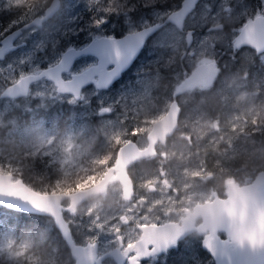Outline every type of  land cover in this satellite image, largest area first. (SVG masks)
Returning a JSON list of instances; mask_svg holds the SVG:
<instances>
[{"label": "rangeland", "instance_id": "obj_1", "mask_svg": "<svg viewBox=\"0 0 264 264\" xmlns=\"http://www.w3.org/2000/svg\"><path fill=\"white\" fill-rule=\"evenodd\" d=\"M98 1L100 0H61L60 8L51 18L41 26L25 30L17 41L19 47L11 51L7 59L0 60V156L2 138L13 140L11 147L6 149H12L16 142L25 140V156L31 153L49 155L53 162H60L58 166L63 169L66 177L83 171L86 167L89 170L87 174L97 175L105 172L109 165L116 164V148L123 142L133 140L142 147L147 145L148 132L155 118L164 113L159 111V104L155 105L154 91L159 89V82L166 79L165 86L163 81L161 87L164 91L170 79L167 73L162 74L160 71L157 57L139 58L123 79L108 89H98L94 84H89L82 90L80 99L59 92L56 85L45 78L34 82L27 96L18 99L1 96L8 85L19 80L21 73L26 75L37 65L46 68L49 63L55 62L58 54L68 45L80 48L88 44L94 35L114 36L112 29L117 23L109 17L100 29L91 25L93 14L81 19L84 10L96 8L103 0ZM49 2L50 0H0V15L4 11L2 7L8 12L26 11L30 21L44 14ZM160 7L153 10L151 18L137 22L132 21L128 11L120 10L124 17L122 27L133 31L160 20L163 28L147 44L146 55H151L155 48L171 49L172 53L179 55L187 52L180 63L190 69L204 61L222 62V76L217 85L210 88L207 100L213 107L217 106L219 118L209 117L203 120L202 115L206 111L198 105L193 108L195 122L184 114L181 128L176 134L177 139L173 138L166 144L159 145V155L154 164L137 163L129 167L135 183L132 198L125 199L123 186L116 181L109 184L106 192L94 195L82 203L74 213L64 210L75 240L81 244L98 241L102 243L104 252L119 245V236L125 244L133 242L140 231L138 225L144 221L178 220L184 216L186 208L191 209L195 203L202 202L209 196V189L201 185L205 181L201 177L206 178L208 173H212L215 179H222L223 183L231 180L242 182L250 176L243 165L244 159L239 167H234L231 161L237 159L241 152L249 153L244 134L249 123L247 117L258 114L260 107L254 100V94L244 89L246 81L241 80V77L244 78L245 75L232 70L231 62L237 56L245 65L256 56L264 57V53L257 55L255 50L248 47L233 55L232 48L246 19L253 17L252 15L264 14V0H255V3L252 0H202L186 19V26L195 30L190 47L186 45V33L167 19L172 11ZM102 15L103 12H99V17ZM218 23H222L224 27L210 29V26ZM79 39L86 40L79 42ZM60 40L62 42L59 43ZM29 53L32 54L31 58L27 55ZM22 57L28 61L24 65L20 64ZM94 62H97L95 56L85 55L76 60L73 68L79 69ZM9 64L12 66L8 67ZM182 73L183 70L173 73V80L169 83L174 85L176 80L174 90L181 83ZM201 89L208 91L205 87ZM207 96H204V101ZM141 104L147 112L139 116ZM48 110L51 111L50 116L53 111V117L44 114ZM144 116L149 117L148 122L139 120ZM61 119L64 120L62 124ZM127 119L135 123L129 126L124 121ZM25 120L28 121L27 124ZM63 125L64 129L60 130ZM99 132L105 138L101 139L105 143L104 147L101 148L103 142L99 141V150L91 154ZM261 150L264 155V147ZM11 163L7 162V165L11 166ZM25 163L23 167L27 166ZM3 164L4 159H0V168ZM241 168L243 169L239 172ZM0 172L7 173L3 170ZM97 201L99 208L94 209L92 204ZM68 204L69 201L64 207ZM127 220L131 223L126 224ZM201 243V238L191 237L183 244L180 255L174 252L159 254L145 264H176L185 252L194 259L195 264H214L210 254L196 255L199 247L202 248ZM28 246V242L16 246L12 241L0 239V260L20 264L23 257H30L25 256ZM35 262L59 264L61 257L56 255L50 260L37 259ZM62 263L74 264L75 258L70 254Z\"/></svg>", "mask_w": 264, "mask_h": 264}, {"label": "water", "instance_id": "obj_2", "mask_svg": "<svg viewBox=\"0 0 264 264\" xmlns=\"http://www.w3.org/2000/svg\"><path fill=\"white\" fill-rule=\"evenodd\" d=\"M60 1L61 0H51L43 15L34 17L30 21L24 23L21 27L16 28L10 32H19L20 34H22L23 30H27L35 26H41L44 21L51 18L60 8ZM199 1L200 0H182L180 7L173 10L168 15V21L174 24L179 29H182L184 27L185 18L190 12L194 10ZM259 16H261L262 18L258 19L257 15L253 19H249L241 27V30L234 41L236 47L239 48L241 46H250L256 49L257 52L264 51V15ZM160 26L161 23L156 22L154 24L144 26L145 28H142L137 32L127 33L123 37H115L118 41H122L121 46L125 47L126 45H133L137 42H140V32L148 28L153 29V31L149 33L147 37L143 38L142 43L137 48L135 55L131 58V60L117 73V75L107 84L106 87L98 88L95 82H93L95 86L98 89H107L116 81H118L121 78L123 72L126 71L135 61L146 39L150 35H152ZM213 28L218 29L221 27L216 26ZM10 32L5 36L9 35ZM188 40L191 41V32H188ZM91 41H89V43ZM9 52L11 51L8 50L7 47H5L4 51L0 53V58H3V56ZM79 57L75 58L73 64ZM218 72L219 68L216 67L214 62L205 61L199 63L193 69L188 78H186L182 82L181 89H188L192 86L193 81L196 79L198 81L206 83L207 85H210L214 78L218 75ZM39 80L40 79L34 81L28 80L25 83H21L19 79L15 83L8 85L1 93V96L11 98L26 96L29 94L31 85ZM53 83L56 85L57 90L61 92L60 86L55 81H53ZM83 87L84 86L82 85L81 89L78 90V95L70 92L62 93L74 94L76 98H79ZM178 114L179 108L177 107L176 102H174L169 111L154 123L151 131L148 134L149 144L147 149L139 148V146L134 141L125 143L118 150L116 164L110 167L97 183L87 188L78 189L73 192H40L26 184L21 178L14 179L11 173L0 172V204L15 211L52 217L55 226L60 231L62 238L69 247L72 257L75 258L74 264H103L102 260L106 256H114L117 264H123V259L120 258L118 249H113L106 254L98 256V245L96 242L83 245L75 241L72 235L71 227L67 219L64 217L62 211V201L65 199H69L70 205L67 207V209L74 212L77 209V206L84 202L90 195H98L104 193L107 189V186L114 181H119L123 185L124 195L127 199H129L133 193V181L127 171V165L134 160L146 157L154 153L155 144L158 141L165 142L166 138L175 130L178 123ZM114 171L115 174L113 173ZM228 185L229 190L225 199L220 198L216 193H213L212 195L214 199L212 201H207L205 203L195 205L194 211L190 213L188 218H191L193 213L200 212L204 209L207 210L204 214V223L200 225L203 233H205L202 244L203 247L213 256L215 264H263L264 249H261L259 246V236L261 234L259 213L261 206H264V172H260L256 180L249 186L239 187L233 180L229 181ZM237 188L245 190L246 192L249 191L250 188H255V199H251L250 197L247 200L243 201L238 198L234 199L230 189ZM9 192H15L16 194L9 195ZM229 208H235L238 212L244 213L242 219H237L236 228L243 230V238L246 241L249 235L255 236L256 244L251 245L250 243H246L242 252L237 249L235 252H230L229 254H218L217 256H215L213 255L212 249L213 247H215L216 242L218 241H229L230 243L228 247L230 250L237 248V245L233 238V232H235L236 229H233V232H229L228 230V225L232 222V217L229 215ZM217 209L223 210L227 219L221 225L208 228L207 218L209 215H212ZM142 229V238L135 245L130 247V249L134 247L135 249H140L143 251V254L138 255L139 258L150 256L153 252H160L167 246H171L173 240H175L176 242V239L191 232L189 231L186 222H184L181 227L176 223L167 222L162 225L144 226ZM218 231H224L227 235V238H221L218 235ZM205 241H208V245H211V247L206 245ZM147 244H154L155 249L147 253L145 251ZM130 249L126 250V253H128ZM136 258L137 257H135L131 261V264H135Z\"/></svg>", "mask_w": 264, "mask_h": 264}, {"label": "flooded vegetation", "instance_id": "obj_3", "mask_svg": "<svg viewBox=\"0 0 264 264\" xmlns=\"http://www.w3.org/2000/svg\"><path fill=\"white\" fill-rule=\"evenodd\" d=\"M51 1V0H50ZM202 0H200L198 2V4L201 2ZM254 3H255V0H252ZM50 3V2H49ZM198 4L196 5V7L198 6ZM196 7L194 8V10L196 9ZM173 11V10H172ZM153 12V11H152ZM191 13V12H190ZM189 13V14H190ZM264 13V12H263ZM188 14V15H189ZM257 15H264V14H257ZM257 15H252L253 17H250L248 19H246V21L243 23V25L249 20V19H253L254 17H256ZM188 17V16H187ZM187 17L185 18L184 20V27L182 29H178L182 32H185L186 33V45L187 47H190L194 41V33H195V30L194 29H191L189 27L186 26V19ZM156 22H160L161 23V26L152 34L150 35L143 47L141 48L137 58L135 59V61L132 63V65L126 70L123 72L121 78L117 81H121L124 77V75L129 71L131 70L134 65L136 64V62L138 61L139 58L145 56H149V57H157L156 59H158V62L157 64H159V68H160V71L162 72V74L164 73H167L169 76V81H168V85H167V88L163 91L162 90V83L164 81V86H165V80L166 79H163L159 82V89H155L154 91V97H155V105L159 104V111H162L164 112L161 116L159 115L157 118H155L156 120L153 122L152 126H151V129L154 125V123L160 119L161 117H163L168 111L169 109L171 108L172 104L174 102H176L177 104V107L179 108V114H178V123L176 125V128L175 130L171 133V135H169L167 138H166V141L165 142H162V141H158L155 146H154V153L146 156V157H143V158H139L137 160H134L132 162H130L128 165H127V171L129 173V167L133 164H143V163H147V165H151V163L154 164V160L157 158V156L159 155V145H162V144H166L169 140L171 139H177L176 137V134L179 133V130L181 128V124L183 122V116L184 114L187 115L188 119L192 120L193 122H195V115H193V108L195 105H198V106H201L202 108H204V110L206 111L205 114L202 115V119L204 120L205 118H219V112L217 111L216 107L217 106H214L212 104L209 103V101H207L209 99V92H210V88L214 87L215 85H217L218 83V80L220 79V77L222 76V73H223V69H224V65L222 62H218V61H206V62H214L216 67L219 68V72H218V75L214 78V80L212 81V83L210 85H207L206 83L202 82V81H198L197 79L193 81V84L191 87H189L188 89H181V84L182 82L188 78V76L191 74V72L193 71V69L199 64H197L195 67L193 68H189L187 66H185L183 63H180L178 62V65L179 66H175V62H170L168 60V56L170 54H174L172 53L173 50L171 49H164V48H155V50L151 53V55H146V49H147V44L149 43V41L153 38V36H155V34L159 31L162 30L163 28V22L160 21V20H155L153 23H150V24H154ZM149 24V25H150ZM23 25V24H22ZM22 25L18 26V27H13L10 31L16 29V28H19L21 27ZM148 25V24H147ZM145 25V26H147ZM242 25V26H243ZM216 26H219L221 28L224 27V25L222 23H218L216 24L215 26H210V29H215L213 27H216ZM241 26V27H242ZM125 27H115L113 28V32H114V36L113 37H123L125 36L127 33H131V32H137L139 30H141L142 28H145V27H139L137 28V30H129V29H124ZM221 28H218V29H221ZM118 29V30H117ZM25 30H23L22 34H20V37L24 34ZM188 32H191V41L188 40ZM7 33H5L6 35ZM238 35V34H237ZM18 39L15 41L16 43V47L15 49L13 50H10V51H14L16 50L18 47H19V44L17 43ZM251 48L253 50H255L256 54L257 55H260V54H263V52H257L256 49L250 47V46H241V47H236L234 42H233V48H232V51H233V55H237L242 49L244 48ZM10 52L7 53L6 55L3 56V58H0L1 59H7L8 56H9ZM186 54L187 52H184L183 54H180V58L183 59L186 57ZM85 56V55H83ZM81 56V57H83ZM81 57H79L78 59H80ZM77 59V60H78ZM205 62V61H204ZM202 63V62H201ZM231 69L232 70H235V71H238L239 74H244L245 77L242 78L241 77V80H245L246 81V85L244 86V89L246 91H250L254 94V100L258 103L260 109L257 110L258 114L256 115H248V126L246 127V132L244 133L245 134V137H246V141L249 145V153L245 152H241V154L238 155V157H242V159H244L245 163H243L244 167H246L245 169L248 170L250 172V176L247 180H242V182H236L235 183L237 184V186L239 187H242V186H249L251 185L257 178V176L259 175L260 172H264V155H262V147H264V57H259V56H256L254 57L251 62L249 63H242L239 58H237V56L234 57V60H232L231 62ZM180 65H182L180 67ZM110 68L112 67V65L109 66ZM183 70V77H182V80H181V83L179 84L178 88L176 90H174L175 88V85H176V80L174 82V85L173 83H169L171 80H173L172 76H173V73H179V71H182ZM129 76V75H128ZM125 79V78H124ZM116 82V83H117ZM115 83V84H116ZM91 84H94L93 82L90 83ZM89 85V86H90ZM88 86V85H87ZM95 86V84H94ZM86 86H84L82 88V90L85 88ZM96 87V86H95ZM201 87H205L206 90L208 91H205L203 89H201ZM97 88V87H96ZM82 90H81V94H82ZM174 90V91H173ZM74 96V94H72ZM205 95H208L205 99V101L203 100L204 99V96ZM75 97V96H74ZM76 98V97H75ZM81 98V95L79 98H76V99H80ZM156 108V107H155ZM158 109V107H157ZM139 111L141 112L139 116H141L143 114V112H147V110L145 109L144 110V105H140L139 107ZM154 111V110H153ZM263 111V112H262ZM149 112V111H148ZM151 113V112H149ZM263 113V114H262ZM66 114V112L64 113ZM205 115V117H204ZM148 119L149 117L147 116H144V117H141L139 118V120H141L142 122H148ZM39 121V120H37ZM77 121V120H76ZM127 124H129V126L132 125L135 123V121L131 120V119H127V120H124ZM150 121V120H149ZM67 122V120H66ZM197 122V120H196ZM188 127V126H186ZM64 128L60 127V130H63ZM151 131V130H150ZM149 131V132H150ZM148 132V134H149ZM99 134V137L97 140H100L102 141L101 139H105L102 135H100V132L98 133ZM243 134V133H242ZM3 140V138H2ZM130 141H133V140H129L127 142H130ZM103 142V141H102ZM125 142V143H127ZM136 142V144L139 146V148L141 149H147L148 147V144L144 147L140 146V144L137 142V141H134ZM86 143V141H85ZM84 143V144H85ZM123 142V144H125ZM104 142H103V145L101 148L104 147ZM123 144H121L120 146H122ZM120 146L116 148V154L120 148ZM100 148V149H101ZM106 149V148H104ZM99 150V144H98V141L94 143V147H92V150H91V154L95 153V151H98ZM103 150V149H102ZM244 154V155H243ZM237 157V158H238ZM241 159V161H242ZM58 164H60V162H57ZM233 162L231 161V164ZM234 166V164H232ZM113 165H109L108 167H106L105 169V172L110 168L112 167ZM213 167V166H212ZM87 168V167H86ZM243 168L239 169V172L242 170ZM244 169V170H245ZM62 172H63V169H61ZM104 172V173H105ZM220 172H222L220 170ZM3 173V172H2ZM8 173V172H7ZM103 173V174H104ZM115 173V172H113ZM224 172H222L223 174ZM12 174V173H11ZM130 174V173H129ZM13 175V174H12ZM14 176V175H13ZM131 177V175H130ZM132 178V177H131ZM202 181L205 180L203 182V184H201L202 186L204 185L205 187H207L209 189V196L204 199L202 202H197L195 203L191 209L189 208H186L185 210V215L184 216H181L180 219L178 220H165V221H161L160 219H155V220H147V221H144L143 224H139L138 225V229L140 230L139 231V234L137 236V238H135L133 240V242H128L127 244L124 243V240L122 239L121 236H119L118 240H119V245H115L113 246V248L111 249H108L106 250L105 252L102 251L103 248H102V243L98 242V241H94L97 243L98 245V256L102 255V254H106L107 252L113 250V249H118L119 250V253H120V258L123 259V264H131V261L137 257L135 259V264H145L146 262H148L149 260H151L153 257H155L156 255H161V254H165L167 252H171L170 254H173L172 252V245L171 246H167L164 250L160 251V252H153L150 256H147V257H143V258H139L138 255L140 254H143L142 250H138V249H135L134 247L130 249L131 246L135 245L142 237V234H143V227L144 226H150V225H162V224H165L167 222H173V223H176L178 224L179 226H182L183 225V221H182V217L183 218H188L190 213H192L194 211V207L195 205L197 204H201V203H205L207 201H212L214 199L213 197V193H216L217 196H219L220 198H223L225 199L227 197V192L229 190V185H228V182L226 183H223V180L222 179H215L213 174L212 173H208L207 174V177L204 178V177H201ZM207 179V180H206ZM133 180V179H132ZM234 181V180H233ZM116 182V181H114ZM112 183V182H111ZM110 183V184H111ZM134 191H135V183L133 181V193L132 195L134 194ZM175 192H178L177 190H175ZM123 195H124V191H123ZM125 197V195H124ZM132 198V196L130 197ZM129 198V199H130ZM125 199H127L125 197ZM67 202V201H66ZM64 202V203H66ZM69 205V204H68ZM67 205V206H68ZM64 206V205H63ZM66 206V208H67ZM64 207V210L66 209ZM64 212V211H63ZM65 215V214H64ZM65 218L67 219L66 215H65ZM68 220V219H67ZM69 222V221H68ZM161 222V223H160ZM131 221L127 220L126 221V224H130ZM199 223V221H198ZM70 225V224H69ZM72 230V228H71ZM222 234V235H221ZM72 235H73V232H72ZM218 235L221 237V238H227V235L224 231H218ZM191 237H199L202 239V242H203V239L205 237V235H201L197 232H189L188 234H186L185 236H182L178 239H176V243L181 245V249L183 247V244ZM75 239V238H74ZM76 241V240H75ZM77 242V241H76ZM78 243V242H77ZM88 243H93V242H88ZM86 243V244H88ZM81 244V243H80ZM86 244H83V245H86ZM201 247H199L198 249V252L196 253V255H198V253L200 255H208L210 254L204 247H203V244L201 243ZM129 250L128 253H126V250ZM155 249V245L154 244H147L146 245V249L145 251L148 253L152 250ZM211 255V254H210ZM212 256V255H211ZM213 258V256H212ZM214 259V258H213ZM102 263L103 264H117V261L115 259L114 256H106L103 260H102ZM214 264H215V260H214ZM264 264V263H263Z\"/></svg>", "mask_w": 264, "mask_h": 264}, {"label": "trees", "instance_id": "obj_4", "mask_svg": "<svg viewBox=\"0 0 264 264\" xmlns=\"http://www.w3.org/2000/svg\"><path fill=\"white\" fill-rule=\"evenodd\" d=\"M181 2L182 0H103L101 3L97 4L96 8L84 10L81 19H85L92 14V19H95L99 17V12H103L104 15H108L111 21L117 23L115 27H122L124 21L123 15L120 14V10L122 9L128 11V16L132 17V21L137 22L151 18L152 11L159 8L162 4L164 5L160 7V9L165 8L168 11H172L179 8ZM2 8L4 11L0 15V32L7 28L9 22L12 20H22L21 23L14 26L18 27L28 22L30 18V16L26 15V11L8 12L5 7ZM132 8H134V10L130 11ZM27 13L29 12L27 11ZM92 19H90V22ZM84 40L79 39V42ZM60 42H62V40H60L59 43ZM168 60L173 63L175 62V66H179L178 62H181L179 54H170ZM50 113L51 111L49 110L44 112L47 117L50 116ZM50 117H53V111ZM60 121L62 124L64 120L61 119ZM25 122V124H27L28 121L25 120ZM65 125H63L62 128H64ZM98 138L100 137L98 136ZM97 139L95 142L100 141ZM9 140L8 138L3 139L2 155L0 159H4L5 164L2 165L0 170L13 173L14 176L23 179L26 184L40 192H73L78 189L90 187L92 183L103 177L102 174L104 172L97 175L87 174L89 173L87 168L83 171L73 173L70 177H66L59 168L58 163L49 159V155H32L31 153V155L25 156V140H23V142H16L15 145L12 146V149H6V147H11L13 143V140ZM242 157H238L232 161L234 167H239ZM10 161L12 162L11 166L7 165V162ZM24 163L27 166L23 167ZM64 204L65 203H63V205ZM0 239L12 241L16 246L26 242L29 243L26 249V255H24L30 257L29 259L28 257H23L21 261L22 264H37L35 262L37 259L47 261L56 255L61 257V262H59V264H63L62 261L66 258L68 259L71 254L69 247L62 238L60 231L55 226L54 220L51 217L15 211L1 204ZM0 264L9 263L5 260H0Z\"/></svg>", "mask_w": 264, "mask_h": 264}, {"label": "snow or ice", "instance_id": "obj_5", "mask_svg": "<svg viewBox=\"0 0 264 264\" xmlns=\"http://www.w3.org/2000/svg\"><path fill=\"white\" fill-rule=\"evenodd\" d=\"M132 8L130 11H133ZM258 19L262 17L258 15ZM108 15H102L91 20V25L96 29H100L101 26L107 23ZM22 20H12L9 22L7 28L3 32H0V53L4 51L7 47L8 50H13L16 47L15 41L20 39L19 32H10V30L21 23ZM143 23V21L141 22ZM153 31L152 28H148L139 33L141 41L133 45H126L122 47V41H118L115 37H108L100 35H94L92 41L80 48L73 45H68L59 54L58 58L55 59L54 63H49L46 68H41L37 65L34 70L27 75L21 73L19 79L21 83H25L28 80H38L41 78H48L55 81L60 86L61 92H70L78 95V90L81 86H87L90 82H95L96 86L106 87L107 84L117 75V73L131 60L135 55L137 48L142 43L143 38L147 37L149 33ZM5 36V33H9ZM93 54L98 58V62L88 64L86 66L80 67L79 69L73 68V61L75 58L84 55ZM31 58V53L27 54ZM28 61L23 57L20 59V64L24 65ZM113 65V67H109ZM12 65L9 64L8 67ZM231 194L234 199L247 200L250 197V191H245L241 189H230ZM9 195H15V192H9ZM229 215L232 217V222L228 225L229 232H233V238L237 245L236 249H229V241H218L215 247H213V255L218 254H229L230 252H235L237 249L239 251L244 250L246 243L251 245L256 244V237L249 235L247 241L243 238V230L236 228V223L238 218H243L244 213L238 212L235 208H229ZM259 223L261 234L259 236V246L264 249V206H261L259 213ZM208 245V241H205ZM211 247V245H208ZM172 251L180 255L182 253L181 245L177 244L175 240L172 241ZM176 264H195L193 258L189 257L185 252L180 260Z\"/></svg>", "mask_w": 264, "mask_h": 264}, {"label": "clouds", "instance_id": "obj_6", "mask_svg": "<svg viewBox=\"0 0 264 264\" xmlns=\"http://www.w3.org/2000/svg\"><path fill=\"white\" fill-rule=\"evenodd\" d=\"M249 191H250V198L255 199L256 189L250 188ZM89 198H91V197H89ZM92 207L94 209L99 208V202L97 201L96 203H93ZM206 211L207 210L204 209V210H201L200 212L193 213L192 217L188 218L186 220H185V218L182 217V221L187 223L189 231L197 232L201 235L205 234V233H203L200 225L204 223V214ZM226 219H227V217H226L225 213L223 212V210L217 209V210H215V212L212 215L208 216L207 227L212 228V227L221 225L222 223L225 222ZM198 221H199V223H198ZM14 255H15V253H14Z\"/></svg>", "mask_w": 264, "mask_h": 264}, {"label": "bare ground", "instance_id": "obj_7", "mask_svg": "<svg viewBox=\"0 0 264 264\" xmlns=\"http://www.w3.org/2000/svg\"><path fill=\"white\" fill-rule=\"evenodd\" d=\"M75 62H76V61H75ZM73 65H74V64H73ZM42 79H44V78H42ZM45 79H46V78H45ZM40 80H41V79H40ZM47 80H48V79H47ZM52 82H53V81H52ZM116 82H117V81H116ZM116 82H115V83H116ZM115 83H114V84H115ZM114 84H112V85H114ZM112 85H111V86H112ZM111 86H110V87H111ZM110 87H109V88H110ZM30 89H31V87H30ZM107 89H108V88H107ZM61 93H62V92H61ZM67 94H70V93H67ZM71 95H72V94H71ZM26 96H27V95H26ZM2 97H3V96H2ZM3 98H11V97H3ZM19 98H20V97H19ZM14 99H18V98H14ZM148 143H149V141H148ZM123 145H124V144H123ZM120 147H121V146H120ZM9 149H10V148H9ZM117 154H118V152H117ZM117 154H116V156H117ZM114 172H115V171H114ZM105 173H106V172H105ZM105 173H104V174H105ZM114 174H115V173H114ZM129 175H130V174H129ZM103 176H104V175H103ZM13 178H14V176H13ZM14 179H15V178H14ZM17 179H18V178H17ZM132 181H133V180H132ZM118 182H119V181H118ZM108 186H109V185H108ZM108 186H107V188H108ZM122 186H123V185H122ZM106 190H107V189H106ZM123 191H124V189H123ZM105 192H106V191H105ZM98 195H99V194H98ZM92 196H94V195H90L89 197H92ZM89 197H88L86 200H88ZM86 200H85V201H86ZM66 201H67V202L69 201V205H70V200H69V199H65V200H63V201H62V205H63V203L66 202ZM85 201H84V202H85ZM84 202H82V203H84ZM82 203H81V204H82ZM81 204H79V205L77 206V209H78V207H79ZM69 205H68V206H69ZM68 206H67V207H68ZM77 209H76V210H77ZM66 210H67V211H70V210H68L67 208H66ZM76 210H75V211H76ZM62 211H64V206L62 207ZM75 211H74V212H75ZM70 212H72V211H70ZM74 212H72V213H74ZM25 213H26V212H25ZM63 214H64V212H63ZM49 217H50V216H49ZM64 217H65V215H64ZM51 218H52V217H51ZM52 219H53V218H52ZM67 221H68V220H67ZM68 223H69V222H68ZM178 226H179V225H178ZM180 227H181V226H180ZM141 238H142V237H141Z\"/></svg>", "mask_w": 264, "mask_h": 264}]
</instances>
